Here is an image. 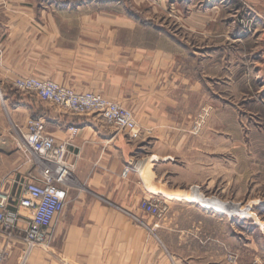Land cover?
I'll use <instances>...</instances> for the list:
<instances>
[{
    "label": "crops",
    "instance_id": "1",
    "mask_svg": "<svg viewBox=\"0 0 264 264\" xmlns=\"http://www.w3.org/2000/svg\"><path fill=\"white\" fill-rule=\"evenodd\" d=\"M172 19L182 33L212 38L213 100H227L237 69L249 70L244 85H253L251 70L264 68V0H0V192L10 196L9 209L17 210L23 181L37 176L24 142L31 119L45 121L47 133L70 142V156L78 157L52 243L26 255L29 214L21 211L13 231L0 225L4 264H204L172 254L138 224L104 220L117 210L137 211L148 193L164 187L156 163L170 156L169 134L185 127L186 113L174 99L207 95L204 71L196 64L188 69L176 55L189 45L168 24ZM238 50L244 53L240 64L230 59ZM27 77L131 109L144 140L131 141L99 116H74L20 94L13 84ZM259 79L263 101L264 76L255 83ZM155 134H164L165 143L154 141L148 160H141L144 141Z\"/></svg>",
    "mask_w": 264,
    "mask_h": 264
},
{
    "label": "rangeland",
    "instance_id": "2",
    "mask_svg": "<svg viewBox=\"0 0 264 264\" xmlns=\"http://www.w3.org/2000/svg\"><path fill=\"white\" fill-rule=\"evenodd\" d=\"M176 22L172 19L168 24L178 39L189 45L188 52L176 55L189 62L188 69L197 65L204 71L207 95L203 101L192 93L186 99H174L186 113L181 120L185 127L183 132L169 134L170 156L156 163L155 172L164 187L148 193L137 211L116 209L104 220L106 224H138L172 254L198 263L264 264V100L261 80L255 83L257 77L264 76V68L251 70L252 86L244 85V72L250 78V71L237 69V84L226 91L227 100H213L212 68L208 65L212 54L207 52L212 38L182 33ZM243 56L238 50L230 59L240 64ZM126 109L132 113L140 137L134 141L127 136L140 144L144 133L133 111ZM163 135L144 141L148 149H142L141 160L148 157L154 141L165 143ZM129 172L127 169L124 176ZM212 239L214 246L210 245ZM209 254L217 258L212 261Z\"/></svg>",
    "mask_w": 264,
    "mask_h": 264
},
{
    "label": "built area",
    "instance_id": "3",
    "mask_svg": "<svg viewBox=\"0 0 264 264\" xmlns=\"http://www.w3.org/2000/svg\"><path fill=\"white\" fill-rule=\"evenodd\" d=\"M14 87L20 94L58 106L74 116H99L116 132L128 134L131 140L140 137L132 113L100 95L78 93L51 80L32 78L19 79ZM27 132L25 147L34 155L37 176L23 181L24 195L15 212L9 209L10 196L0 192V225L5 231L16 228L22 218L21 211L29 214L24 238L26 255L36 248L49 246L54 240V224L65 211L78 158L70 156V142H57L47 133L42 119H31ZM4 261L5 256L0 252V264Z\"/></svg>",
    "mask_w": 264,
    "mask_h": 264
}]
</instances>
